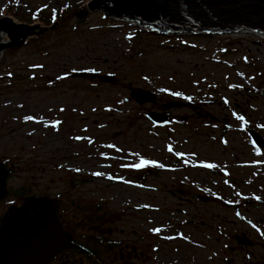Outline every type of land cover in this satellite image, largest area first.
<instances>
[{"label": "rangeland", "instance_id": "obj_1", "mask_svg": "<svg viewBox=\"0 0 264 264\" xmlns=\"http://www.w3.org/2000/svg\"><path fill=\"white\" fill-rule=\"evenodd\" d=\"M82 1L0 0V18L32 26L34 10ZM85 12L2 55L9 183L101 207L106 237L129 246L133 264H264V148L251 138L264 139V39L159 36ZM136 89L157 101L139 105ZM152 112H168L171 126Z\"/></svg>", "mask_w": 264, "mask_h": 264}, {"label": "water", "instance_id": "obj_2", "mask_svg": "<svg viewBox=\"0 0 264 264\" xmlns=\"http://www.w3.org/2000/svg\"><path fill=\"white\" fill-rule=\"evenodd\" d=\"M89 11H103L107 17L122 20L133 26L159 36L190 34L194 36H233L252 32L264 36V0H92ZM87 12L78 14L85 17ZM58 26H56L57 28ZM40 31L37 26L17 24L12 18H0V60L6 51L17 49L30 38L40 36L48 30ZM3 34L8 42H3ZM86 78V75H83ZM105 83H114L115 78H103ZM131 97L139 105L153 104L157 96L143 89H136ZM179 106L167 105V111ZM156 126H171L168 112L147 114ZM116 135L115 137H118ZM254 144L264 148V139L251 132ZM10 171L0 163V198H7L6 181ZM3 196V197H2ZM59 203L49 198H29L18 211L10 212L5 218V264H48L62 250L71 245V237L63 232L57 220ZM21 224H29L36 234L28 246L25 241H9L6 233ZM237 240L244 245L249 242ZM4 245L0 237V247ZM0 264L4 262L0 259Z\"/></svg>", "mask_w": 264, "mask_h": 264}, {"label": "flooded vegetation", "instance_id": "obj_3", "mask_svg": "<svg viewBox=\"0 0 264 264\" xmlns=\"http://www.w3.org/2000/svg\"><path fill=\"white\" fill-rule=\"evenodd\" d=\"M0 163L10 171L6 181L8 196L0 198V237L4 238V245L0 247V259L4 264L5 218L10 212L20 210L29 198H49L58 201L57 220L63 232L71 237V245L60 251L48 264H133L132 261L138 258L137 254L129 251V246L106 237V221L101 207L95 209L85 207L81 199L72 196L74 191L52 197L41 194L27 182L15 189L9 183L14 168H9L5 160H0ZM4 189L0 191L1 195L5 193ZM6 236L9 241L15 243L25 241L30 246L36 234L30 230L29 224H21L10 229ZM106 250L111 254L108 257L105 254Z\"/></svg>", "mask_w": 264, "mask_h": 264}, {"label": "trees", "instance_id": "obj_4", "mask_svg": "<svg viewBox=\"0 0 264 264\" xmlns=\"http://www.w3.org/2000/svg\"><path fill=\"white\" fill-rule=\"evenodd\" d=\"M91 1L92 0H83L81 5L77 9L67 7L66 9H63V11L60 13L56 11L47 12L45 11V7L38 8L37 10L33 11L34 21L32 22V25L40 28L47 26L52 27V25L56 26L57 23H64L65 21L69 20L71 16L76 15L78 11L85 12V10L88 9V5Z\"/></svg>", "mask_w": 264, "mask_h": 264}, {"label": "snow or ice", "instance_id": "obj_5", "mask_svg": "<svg viewBox=\"0 0 264 264\" xmlns=\"http://www.w3.org/2000/svg\"><path fill=\"white\" fill-rule=\"evenodd\" d=\"M28 119H32V117H28ZM237 119H243V117H237ZM52 127H56V125H52ZM171 151V149H169ZM149 164V161L147 160H141L140 164L135 165L134 167L137 169L143 168L145 166H147ZM157 167H159L160 165H155ZM204 167L206 168H214L215 165H211V164H206L204 165ZM94 175H100V173H94ZM253 227H255V225H253ZM257 231H260L259 228L256 229Z\"/></svg>", "mask_w": 264, "mask_h": 264}, {"label": "bare ground", "instance_id": "obj_6", "mask_svg": "<svg viewBox=\"0 0 264 264\" xmlns=\"http://www.w3.org/2000/svg\"><path fill=\"white\" fill-rule=\"evenodd\" d=\"M244 33H249V32H244ZM243 34V33H242ZM258 36H261L263 39H264V36L263 35H259V34H257Z\"/></svg>", "mask_w": 264, "mask_h": 264}]
</instances>
